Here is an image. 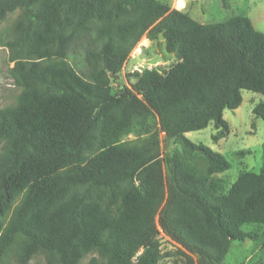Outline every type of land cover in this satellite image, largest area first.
<instances>
[{"label": "trees", "instance_id": "trees-1", "mask_svg": "<svg viewBox=\"0 0 264 264\" xmlns=\"http://www.w3.org/2000/svg\"><path fill=\"white\" fill-rule=\"evenodd\" d=\"M20 10L6 46L18 102L0 108V264H159L163 231L188 264H224L243 226H264V142L259 172L227 189L230 161L187 132H230L226 108L243 89L264 96V32L234 15L201 23L161 0H0V23ZM154 28L177 61L146 68L114 91ZM83 47L88 70L71 63ZM264 120V99L253 109ZM181 150L166 155L161 134ZM134 134V140L125 139ZM264 247V244H263Z\"/></svg>", "mask_w": 264, "mask_h": 264}, {"label": "rangeland", "instance_id": "rangeland-1", "mask_svg": "<svg viewBox=\"0 0 264 264\" xmlns=\"http://www.w3.org/2000/svg\"><path fill=\"white\" fill-rule=\"evenodd\" d=\"M172 8L182 9L201 23L219 22L234 15L249 16L254 26L264 32V0H161ZM20 10L9 13L0 23V108L13 106L18 102L22 92L12 76L11 68L14 63L10 60V51L6 46L11 39L13 24ZM69 59L78 72L84 74L88 70L83 47L71 50ZM177 61L165 47V40L161 31L154 28L146 33L131 52L122 71L112 77L114 91L124 87H131L136 81V73L144 69H158L165 71ZM243 102L236 109L226 108L224 118L230 125V132L225 137L215 139L218 129L211 123L202 130L190 131L186 135L196 143H203L213 150L222 153L231 163V168L216 174L224 179L227 189L244 171L259 172L262 166L264 120L257 117L254 107L264 99L260 93L243 89ZM136 136L130 134L127 140H134ZM162 158L164 175L168 178L170 172L166 162V155L174 150H181L179 143L167 144L165 134H161ZM243 229L251 233V238L233 240L224 264H264V226L259 223H248ZM162 258L159 264H188V257L195 259L196 255L185 249L180 243L163 231L160 234ZM92 255L87 256L82 264H88ZM1 264H19L16 256L10 253ZM29 264H45L43 255L34 257Z\"/></svg>", "mask_w": 264, "mask_h": 264}]
</instances>
